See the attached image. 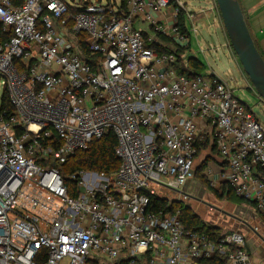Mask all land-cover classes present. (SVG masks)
<instances>
[{
  "label": "built area",
  "instance_id": "built-area-1",
  "mask_svg": "<svg viewBox=\"0 0 264 264\" xmlns=\"http://www.w3.org/2000/svg\"><path fill=\"white\" fill-rule=\"evenodd\" d=\"M203 11L185 0H126V10L117 0H0V86L14 108L0 112V264L249 263L241 231L213 241L179 212L148 210L156 187L180 192L195 179L208 134L227 162L218 176L205 169L210 182L229 183L264 217V126L215 71L180 75L175 53L150 47H167L164 35L198 56L194 37L206 57ZM109 130L119 169L77 171L71 195L58 166Z\"/></svg>",
  "mask_w": 264,
  "mask_h": 264
},
{
  "label": "trees",
  "instance_id": "trees-1",
  "mask_svg": "<svg viewBox=\"0 0 264 264\" xmlns=\"http://www.w3.org/2000/svg\"><path fill=\"white\" fill-rule=\"evenodd\" d=\"M121 8L123 10H126V0H121ZM70 10L71 13L75 14L79 9L71 7ZM0 38L6 39L8 38V35L6 36L2 32H0ZM158 38L161 42L166 43L167 47H163L157 41L152 42L150 44V47L154 48L159 54L166 52L175 53L178 57L177 62L175 63V69L178 74L188 77H194L198 75L209 76L207 65L200 57L193 54L190 50L174 44L171 39L164 35H159ZM84 39L85 35H79V40L81 42L84 56L87 59H92L90 51L86 46ZM3 110L9 114H12L14 111V108L12 107L6 91H4L0 112ZM202 138L203 139L199 140L196 144L197 152L194 159V170L195 177L200 175L201 178H204V176L201 175V172H204V170L210 164L220 167L226 166L227 162L219 154L215 142L212 141L210 135L207 134ZM117 143L118 138L116 133L113 130H109L102 138L93 140V142L88 146L87 149L75 152L68 158L66 163L58 166L65 178L66 185L70 189L71 195H76V183L74 180H71L70 177L77 171L90 170L104 174H111L119 169L121 162L115 153ZM209 145L211 153L207 155V157L199 166H196L197 156L201 152H203L204 149L208 148ZM222 191L224 193V197H226V199L233 204H248L252 207H255L253 203L237 195L235 190L229 183L222 184ZM148 210H152L155 212H164L166 214H174L179 212L182 223L188 230L204 233L213 241H217L218 239L224 237L226 234H229L232 231H223L222 228L218 225L208 224L201 218L198 213L193 211L189 204H187L183 200L174 199L173 201H170L166 196L159 193L151 195V203L148 206ZM93 264H97V262L95 261L93 262ZM208 264H227V262L221 260L220 258H217L208 261Z\"/></svg>",
  "mask_w": 264,
  "mask_h": 264
},
{
  "label": "rangeland",
  "instance_id": "rangeland-1",
  "mask_svg": "<svg viewBox=\"0 0 264 264\" xmlns=\"http://www.w3.org/2000/svg\"><path fill=\"white\" fill-rule=\"evenodd\" d=\"M91 1L98 2V0ZM117 1L120 2L121 0ZM142 28L147 31L149 30L146 26ZM200 31V41L203 43L209 40V42L213 44L212 39L214 32L212 31L211 34H209L208 30L201 26ZM217 43L221 46L224 44V41L221 40L215 44L217 45ZM202 45L206 49V57L202 53H199L197 41L194 37L192 38L191 50L206 63L209 70L215 71L217 75L226 81H230L229 76L231 74L235 76L238 83L234 80L232 83H228L236 89V95L251 107V110L264 126V104L260 102L261 100L254 90L248 87L249 84H247L241 76L237 65L230 59L227 49L223 46L217 53L215 50H211V47L208 48L206 42ZM235 56L239 63L236 54ZM4 91V87L1 85L0 108L2 107ZM203 135L204 134H201V137H203ZM210 153L209 145L208 148L204 149V151L197 156L196 166H199ZM208 167L212 170L214 169L212 164ZM201 175L204 176V178H201L200 175L195 177L190 187L186 186L180 190V192L159 187H156V190L159 194L166 196L170 201L174 199L183 200L208 224L218 225L223 231L238 230L241 231L244 236L248 235L247 242L251 252V258L248 264H264V228L260 226L261 224L264 225V217L259 215L258 212L248 204L238 205L229 202L226 197H224L222 191V184L224 183H211L209 175H207V171L205 170L201 172ZM185 194L192 196L186 197ZM257 223L260 224L258 225ZM253 226L259 227L255 229Z\"/></svg>",
  "mask_w": 264,
  "mask_h": 264
},
{
  "label": "crops",
  "instance_id": "crops-1",
  "mask_svg": "<svg viewBox=\"0 0 264 264\" xmlns=\"http://www.w3.org/2000/svg\"><path fill=\"white\" fill-rule=\"evenodd\" d=\"M185 2H187L189 4V6H191V8L199 7V8L204 10L201 14H199V19H198L199 28H200V26L202 28H206L208 30L209 34H211L212 31L214 32V36L212 39L213 44L211 42H209V40L204 41L203 43L206 42L207 47L208 48L211 47L210 49L215 50L217 53L220 50V48H223V46H224V48L227 49V52L229 54L230 59L233 61V63H235L237 65L241 76L244 78V80L248 84V79L245 76L243 68H241L240 64L238 63L237 58H236V56L233 52V49L230 45V41H229V38L227 36V32H226L224 25H223L220 10L216 6L217 1L216 0H185ZM239 2L241 4V7H242L243 12L245 14V19L247 21V24L249 26L250 32L253 36V39L255 40V43H256L259 51L261 52V54L264 57V0H239ZM221 40L224 41L223 45L219 46L218 43H217V45L215 44L216 42H219ZM229 80L230 81H227V82L232 83L233 80L237 82V80L233 74H231L229 76ZM244 104H245V106L250 107L247 103H244ZM213 166H214L213 170H214L216 176H218L217 174H219L226 167V166H220L219 167L217 165H213ZM251 203H253V202H251ZM252 208L257 211L256 207H252ZM258 214L261 215L259 212H258ZM260 226H262L264 228L263 224H261ZM253 227L255 229H258L259 226L258 227L253 226ZM245 238H246V242H247L248 235L245 236ZM251 240L253 241L252 238H251ZM249 245H250V243H249ZM247 247H248V242H247ZM249 248L250 247H248V250H249V254H250V258H251V252H250Z\"/></svg>",
  "mask_w": 264,
  "mask_h": 264
},
{
  "label": "water",
  "instance_id": "water-1",
  "mask_svg": "<svg viewBox=\"0 0 264 264\" xmlns=\"http://www.w3.org/2000/svg\"><path fill=\"white\" fill-rule=\"evenodd\" d=\"M216 1L239 63L258 96L264 101V57L253 39L241 4L239 0Z\"/></svg>",
  "mask_w": 264,
  "mask_h": 264
},
{
  "label": "flooded vegetation",
  "instance_id": "flooded-vegetation-1",
  "mask_svg": "<svg viewBox=\"0 0 264 264\" xmlns=\"http://www.w3.org/2000/svg\"><path fill=\"white\" fill-rule=\"evenodd\" d=\"M192 181H193V180L189 181V182L186 184V186L190 187V184H191Z\"/></svg>",
  "mask_w": 264,
  "mask_h": 264
}]
</instances>
